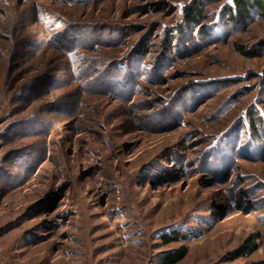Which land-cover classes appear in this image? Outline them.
I'll list each match as a JSON object with an SVG mask.
<instances>
[{
  "label": "rangeland",
  "instance_id": "rangeland-1",
  "mask_svg": "<svg viewBox=\"0 0 264 264\" xmlns=\"http://www.w3.org/2000/svg\"><path fill=\"white\" fill-rule=\"evenodd\" d=\"M195 1L204 20L172 36ZM230 8L0 0V264H159L184 244L176 264H264V46L235 47L264 44V17L235 29ZM215 21L233 30L202 41ZM40 76L58 82L29 91Z\"/></svg>",
  "mask_w": 264,
  "mask_h": 264
},
{
  "label": "trees",
  "instance_id": "trees-1",
  "mask_svg": "<svg viewBox=\"0 0 264 264\" xmlns=\"http://www.w3.org/2000/svg\"><path fill=\"white\" fill-rule=\"evenodd\" d=\"M201 1H195L189 8L187 17L185 19L184 25L177 27L173 30L171 33L172 36H178V35H186L187 32L191 29L192 24L195 23H200L202 20H204V15H203V8L199 6ZM230 11V20L232 23H234L236 26L235 29H237L238 24H247L250 22L253 17H264V0H231V8L229 9ZM51 17H47L45 19H48ZM210 26H206L204 28V33L201 34V40L205 41V39L208 36H213V39L217 35L215 32L217 31L216 28L218 27V22L210 23ZM199 25V24H198ZM233 27V28H234ZM230 28V27H229ZM82 29L81 27L76 28L74 26V30H80ZM233 30V29H230ZM229 29L227 30L226 28V34H228L227 31H230ZM205 34L207 36L205 37ZM209 34V35H208ZM223 37L226 38L227 36ZM67 32H56L55 33V38L51 40L53 46H59L60 44H64V51L66 52H72L73 48L75 46L74 42V36ZM221 37L215 38V39H223ZM170 40L169 38H165L164 44L165 48H168ZM194 43V41L192 42ZM261 43V42H260ZM14 45L11 48V54L9 58L13 61L16 62H24L27 58V51L24 49L27 47L25 42H16L13 43ZM49 46V45H47ZM264 44H258V45H253V46H244L242 44L236 43L235 47L237 51H239L241 54L246 55V56H257L260 54ZM50 47V46H49ZM48 47V48H49ZM165 52L167 50L162 49ZM146 47H145V42H142L136 49V53H146ZM58 82V78L56 77H51L50 76H40L36 78V80L31 81L30 84H28L30 87L31 85L33 86L32 89H29V91H33L36 86H39V88L43 86H47L48 84H56ZM121 83V82H120ZM37 89V90H38ZM28 89L25 86L24 91L26 92ZM264 130V122H263V127L262 131ZM264 132V131H263ZM163 238L166 243H170L173 241H181V240H188L187 234L184 231H181L180 229H174L170 233H164ZM257 238L253 237H248L239 247L234 249L231 252L230 260H236L239 257L243 256H248L252 254L254 251H256L259 248V244L256 242ZM189 248L188 245H182L176 249H171L166 252H164L160 258L159 264H176L179 261H181L187 254H188Z\"/></svg>",
  "mask_w": 264,
  "mask_h": 264
}]
</instances>
